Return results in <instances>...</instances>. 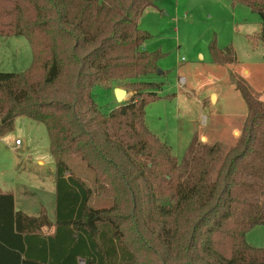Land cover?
Segmentation results:
<instances>
[{"label": "trees", "instance_id": "16d2710c", "mask_svg": "<svg viewBox=\"0 0 264 264\" xmlns=\"http://www.w3.org/2000/svg\"><path fill=\"white\" fill-rule=\"evenodd\" d=\"M259 15L264 0H231ZM154 0H0V37L24 36L31 62L0 71V137L18 116L43 123L54 159L55 210L15 209L0 189V264H264V247L246 233L264 225V101L247 81L231 83L247 112L234 145L198 140L180 160L145 123L160 99L151 79L159 50L139 19ZM211 62L236 61L231 44L208 45ZM96 85L121 86L130 97L108 113ZM166 94L165 97H171ZM78 156L92 184L64 156ZM92 197L109 198L93 207ZM53 228L43 233V228Z\"/></svg>", "mask_w": 264, "mask_h": 264}, {"label": "rangeland", "instance_id": "374dc122", "mask_svg": "<svg viewBox=\"0 0 264 264\" xmlns=\"http://www.w3.org/2000/svg\"><path fill=\"white\" fill-rule=\"evenodd\" d=\"M139 27L152 36L144 48L163 53L151 78L161 82L162 97L147 105V127L170 147L178 160L193 132L202 143L218 141L225 149L234 145L247 107L231 83L230 74L242 76L257 98L264 101V44L257 38L262 29L259 15L247 6L232 4L231 0H154V6L142 13ZM213 39L219 47L233 46L234 63L211 62L208 45ZM30 51L24 36L2 37L0 71H21V58H30ZM181 78L184 84L180 83ZM110 87L96 85L92 90L103 113L110 112L117 103ZM166 94L172 96L165 97ZM15 139L22 140L23 149L15 148ZM39 158L42 165L37 164ZM64 159L78 176L92 184L94 174L84 161L75 155ZM53 168L45 125L26 116L16 117L13 129L0 137V179L10 183L5 186L13 187L16 203L22 204L23 211L36 215L41 203L48 216L54 218ZM90 204L107 207L111 200L92 197ZM42 231L48 234L53 228L45 227ZM247 233V243L264 247V225H256Z\"/></svg>", "mask_w": 264, "mask_h": 264}, {"label": "crops", "instance_id": "0c3cea01", "mask_svg": "<svg viewBox=\"0 0 264 264\" xmlns=\"http://www.w3.org/2000/svg\"><path fill=\"white\" fill-rule=\"evenodd\" d=\"M141 28V27H140ZM2 37H0V39H1ZM3 40V39H2ZM31 52V51H30ZM23 60V62H24V68L22 69V70H24L29 64H30V62H31V55H30V58H27V57H23V58H21V61ZM229 65V64H228ZM246 70V69H245ZM244 70V71H245ZM248 71V70H247ZM229 82V81H228ZM230 83V82H229ZM116 86H111L110 88H111V90H112V92H113V90H114V88H115ZM129 94V97H130V93H128ZM115 96H114V93H113V98H114ZM116 100V99H115ZM116 105H115V107L116 106H118L120 103H122V102H118L117 100H116ZM16 119V118H15ZM32 120V119H31ZM15 121V120H14ZM34 121V120H33ZM36 122V121H35ZM194 133V132H193ZM7 134V133H6ZM6 134L4 135V136H6ZM3 137V136H2ZM28 138V137H27ZM17 149H19V148H17ZM21 149H23V147L21 146ZM37 164H39V165H42L43 164V160H41L40 158L39 159H37ZM53 173H54V168H53ZM3 181V182H2ZM4 182H6L5 180H2V178L0 179V189L1 190H3V191H12V193H13V197H14V206H15V209L17 210V209H20V210H22L21 209V205H18L17 203H16V198H15V192H14V189H13V187L12 186H5V185H9V184H5ZM54 182H55V179H54ZM2 184H4V185H2ZM54 193H55V184H54ZM44 206L43 204H41V203H39V206L37 207V209H38V213H39V211H40V206ZM45 207V206H44ZM46 208V207H45ZM54 210H55V198H54ZM23 211V210H22ZM47 211V210H46ZM25 212V211H24ZM25 213H27V212H25ZM37 213V214H38ZM28 214V213H27ZM30 215H33V214H30ZM50 218V217H49ZM51 219V218H50ZM247 235H248V233H247ZM246 235V236H247Z\"/></svg>", "mask_w": 264, "mask_h": 264}, {"label": "water", "instance_id": "95a60500", "mask_svg": "<svg viewBox=\"0 0 264 264\" xmlns=\"http://www.w3.org/2000/svg\"><path fill=\"white\" fill-rule=\"evenodd\" d=\"M113 93L118 102H123L124 100L127 99V97H129L128 92L121 87H115Z\"/></svg>", "mask_w": 264, "mask_h": 264}, {"label": "built area", "instance_id": "2783aa9c", "mask_svg": "<svg viewBox=\"0 0 264 264\" xmlns=\"http://www.w3.org/2000/svg\"><path fill=\"white\" fill-rule=\"evenodd\" d=\"M145 45V44H144ZM180 83L184 84L185 80L183 78L180 79ZM22 145V140L20 139H15V148H20V146Z\"/></svg>", "mask_w": 264, "mask_h": 264}]
</instances>
